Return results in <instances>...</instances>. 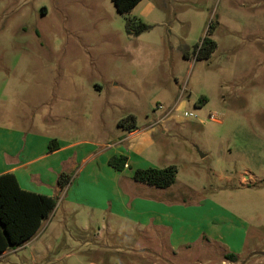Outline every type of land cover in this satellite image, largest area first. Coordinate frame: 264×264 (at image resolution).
Listing matches in <instances>:
<instances>
[{
    "label": "rangeland",
    "instance_id": "rangeland-1",
    "mask_svg": "<svg viewBox=\"0 0 264 264\" xmlns=\"http://www.w3.org/2000/svg\"><path fill=\"white\" fill-rule=\"evenodd\" d=\"M126 17L151 27L133 36ZM204 36L215 48L197 59ZM129 116L143 132L135 139L175 167L186 201L210 199L245 223L237 262L201 243L172 252L160 232L99 239L57 209L0 264H47L31 254L47 242L51 264H264V0H140L126 14L111 0H0V126L111 139Z\"/></svg>",
    "mask_w": 264,
    "mask_h": 264
},
{
    "label": "crops",
    "instance_id": "crops-1",
    "mask_svg": "<svg viewBox=\"0 0 264 264\" xmlns=\"http://www.w3.org/2000/svg\"><path fill=\"white\" fill-rule=\"evenodd\" d=\"M118 123L117 128L125 129ZM31 128L41 135L24 132L12 124L0 126V174L12 173L21 189L55 198L53 210L74 213L75 219L80 220L77 225L80 230L92 228L93 237L99 239L108 238L114 231L138 232L142 236L160 232L172 252L201 243L205 248L218 246L223 254L235 253L239 257L246 248L245 223L231 224L234 217L212 200L186 201L176 187V180L168 187L158 188L131 179L135 169L170 165L167 159L165 164L160 163L162 151H148L152 141L135 139L143 133L139 128L126 130L124 135L113 131L111 139L69 137L65 132L49 136L45 134L47 126L34 121ZM50 140L58 144L52 151L48 150ZM119 155L126 157V164L116 170L108 160ZM61 173L70 176L63 188L57 184ZM214 210L220 211V215L214 214ZM40 228L26 242L36 240ZM148 241L152 245L153 241ZM259 242L257 239L254 244ZM25 243L5 250L0 257L23 248ZM51 249L50 242L33 247L32 261L43 259L47 264L57 261L46 255Z\"/></svg>",
    "mask_w": 264,
    "mask_h": 264
},
{
    "label": "trees",
    "instance_id": "trees-1",
    "mask_svg": "<svg viewBox=\"0 0 264 264\" xmlns=\"http://www.w3.org/2000/svg\"><path fill=\"white\" fill-rule=\"evenodd\" d=\"M116 11L120 14L130 12L140 0H111ZM150 25L135 18L126 17L125 30L133 36L150 29ZM215 48V42L204 36L202 40L193 46L192 54L197 59L207 58ZM181 53L188 58L190 52L182 47ZM127 120L119 121V125L126 130L136 129L135 119L129 116ZM58 147L54 140H50L48 150L52 151ZM108 164L116 170H121L126 164V157L123 155L112 156ZM175 167L170 164L161 168L146 167L135 169L131 179L136 182L150 186L165 188L175 182ZM70 180V176L61 173L58 176L57 184L63 188ZM56 204L55 198L39 193L29 192L19 187L16 178L12 173L0 174V254L7 249L21 246L31 239L39 230L43 220H46L53 211ZM224 259L235 263V253L224 254Z\"/></svg>",
    "mask_w": 264,
    "mask_h": 264
},
{
    "label": "built area",
    "instance_id": "built-area-1",
    "mask_svg": "<svg viewBox=\"0 0 264 264\" xmlns=\"http://www.w3.org/2000/svg\"><path fill=\"white\" fill-rule=\"evenodd\" d=\"M175 105L171 106L169 109H167L162 115L159 116V118H157L152 125H155L157 123H162L163 121H165L173 112ZM159 109H162V106H158ZM183 117L184 118H188V117H194V115L191 112H184L183 113ZM209 120H213V121H218L217 119V115L215 114H211L208 116Z\"/></svg>",
    "mask_w": 264,
    "mask_h": 264
}]
</instances>
